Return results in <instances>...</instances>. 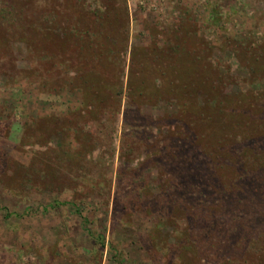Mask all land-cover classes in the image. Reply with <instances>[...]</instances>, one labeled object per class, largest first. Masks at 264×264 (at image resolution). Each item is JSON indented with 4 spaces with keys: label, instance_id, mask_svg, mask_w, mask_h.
Segmentation results:
<instances>
[{
    "label": "trees",
    "instance_id": "16d2710c",
    "mask_svg": "<svg viewBox=\"0 0 264 264\" xmlns=\"http://www.w3.org/2000/svg\"><path fill=\"white\" fill-rule=\"evenodd\" d=\"M1 1L0 75L7 77L8 87L22 80L44 95L59 98L67 87L79 97L70 115H44L25 127L28 137L21 144H57L54 151L49 148L55 165L62 162L65 171L77 159L79 172L90 174L87 164L96 159L94 144H116L117 116L122 112L121 144H134L137 165L156 166L158 179L171 176L164 188V182L157 181L163 189V198H157L160 214L171 231L191 238V228L200 222L210 238L207 254L219 249V234L226 239L228 251L233 239L240 241L244 250L253 249L255 264H260L258 256L264 253V87L224 93L230 78H217V68L209 59L211 50L199 54L190 36L191 42L170 31L163 33L169 38L163 45L158 46L157 39L151 48L130 45L126 0H107L101 10L87 8L86 0L81 4V0ZM240 34L228 41L236 43L231 46L233 54L252 83L264 80V35L253 41L249 34ZM11 43L31 47L37 55L31 69L19 68L16 57H3V48ZM150 59L155 61L152 66L146 64ZM124 92L140 97L125 110L121 109ZM159 102L176 108L143 116L142 104ZM93 123L100 134L92 130ZM143 125L164 133L158 132L160 136L151 141L141 139ZM71 144H81L78 153H73ZM59 173L54 169L47 174L49 185L61 181ZM142 193L138 207L155 211L151 207L157 202ZM153 228L146 243L168 247L161 228ZM187 236L174 234V239L187 248ZM222 259L230 262L226 255Z\"/></svg>",
    "mask_w": 264,
    "mask_h": 264
},
{
    "label": "rangeland",
    "instance_id": "374dc122",
    "mask_svg": "<svg viewBox=\"0 0 264 264\" xmlns=\"http://www.w3.org/2000/svg\"><path fill=\"white\" fill-rule=\"evenodd\" d=\"M82 1H87L91 10H101L109 2L79 3ZM126 3L130 45L151 48L154 39L158 46L163 45L169 39L163 33L170 31L185 36L189 42L190 36L199 54L211 50L209 59L217 68V78H230L224 84V93L264 87V80L250 81L248 71L231 49L236 43H228L229 39L237 40L240 33L249 34L253 41L261 39L264 0H126ZM2 5L0 0V8ZM11 45L1 46L3 57H16L19 68L31 69L37 57L31 47L26 49L22 43ZM146 64L152 66L155 61L150 59ZM19 83L8 87L7 77L0 75V264H227L223 255L230 258L228 264H255L252 248L244 250V245L233 239L228 251L226 239L219 234H216L219 249L207 254L211 249L210 238L205 236L206 225L200 222L191 228V238L185 232L171 231L157 202L158 197L163 198L160 192L163 189L157 181L164 182V188L171 176L160 175L158 179L156 166L137 165L134 144H121L122 112L117 116L116 144L108 145L105 141L94 144L96 159L87 164L90 174L79 172L77 159L65 171L62 162L55 165L49 148L54 151L57 144H21L28 137L25 127L44 115H70L79 97L67 87L56 98L41 94L22 80ZM139 98L136 94L128 97L124 92L121 109L138 103ZM175 108L173 103L142 104L144 117ZM39 123L40 128L42 120ZM92 130L101 133L95 123ZM140 131V138L147 137L150 141L164 133L146 125ZM71 147L73 153H78L81 144ZM54 169L61 173L57 177L61 181L49 185L47 174L52 175ZM36 172L42 175H34ZM143 191L157 202L151 207L155 211L146 212L138 207L136 201ZM181 224L184 228V223ZM155 225L167 238L168 247L153 248L146 243L148 231ZM174 234L187 236V248L175 241ZM258 257L260 264H264V253Z\"/></svg>",
    "mask_w": 264,
    "mask_h": 264
}]
</instances>
